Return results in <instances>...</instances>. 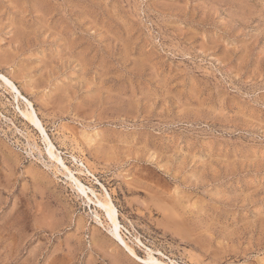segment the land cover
<instances>
[{
    "label": "rangeland",
    "instance_id": "rangeland-1",
    "mask_svg": "<svg viewBox=\"0 0 264 264\" xmlns=\"http://www.w3.org/2000/svg\"><path fill=\"white\" fill-rule=\"evenodd\" d=\"M0 74V264H264V0H0Z\"/></svg>",
    "mask_w": 264,
    "mask_h": 264
},
{
    "label": "bare ground",
    "instance_id": "bare-ground-1",
    "mask_svg": "<svg viewBox=\"0 0 264 264\" xmlns=\"http://www.w3.org/2000/svg\"><path fill=\"white\" fill-rule=\"evenodd\" d=\"M0 79L2 81V83H4V85H6L7 87H9L11 89V91L14 94V98L18 99L21 98L23 101L26 102L27 105H30V102H28L27 100H25L21 93L18 91V89L16 88V86L13 84V82L9 79H7L6 77H4L3 75L0 74ZM22 115L24 117H26L34 126H36L38 128V130L40 131L43 141L47 147L48 150V155H49V159H54L57 161V163H60L62 168L64 169V172L68 173V177L70 179V181L73 183L74 188L78 191V192H82L85 197L87 198V200L91 201V198H89V195L87 194V190L79 181L78 178H75L74 175L71 173V170H69L63 163V161L61 159H59V157L57 155L54 154V147L52 145V143L50 142L49 138L46 135V132L42 126V124L38 121V119L35 117L34 112H29V111H22ZM56 167V166H55ZM59 169V168H58ZM65 174V173H64ZM67 177V176H66ZM89 191L94 194L93 190ZM96 196V195H95ZM97 198V197H96ZM100 198V197H99ZM97 200V199H96ZM95 200V201H96ZM103 200V199H102ZM98 202V209H100L101 211H105L106 213H108L111 216L112 222H113V230H110V233H112V235L118 239L120 242H122L125 246V248L127 249L128 253L134 257V258H138L135 254V252L133 251V249H131L122 239V237L119 234V225L118 222L115 218V210H114V206L110 200V198L108 196L105 197V199L103 201L97 200ZM94 203V202H93ZM168 207V206H167ZM110 229H111V225H110ZM175 232V231H174ZM179 234V233H178ZM149 256L152 257L151 255V251L149 250ZM140 262L142 264H173V262L171 263H165L163 261H159V260H155V261H151L149 259H141Z\"/></svg>",
    "mask_w": 264,
    "mask_h": 264
}]
</instances>
